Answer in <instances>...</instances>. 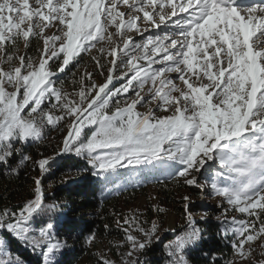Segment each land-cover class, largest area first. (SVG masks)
Segmentation results:
<instances>
[{"label": "snow or ice", "instance_id": "obj_1", "mask_svg": "<svg viewBox=\"0 0 264 264\" xmlns=\"http://www.w3.org/2000/svg\"><path fill=\"white\" fill-rule=\"evenodd\" d=\"M83 53L104 81L74 73L69 92L61 74ZM51 129L63 137L54 155L21 153ZM66 155L87 162L102 193L161 176L210 189L234 257L264 247V0H0V165L18 176L31 162L40 173L22 205L0 209V264H22L3 233L39 249L43 264H60L70 248L54 231L61 205L46 203L42 186ZM182 200L186 227L164 245L166 264H191L203 238L191 197ZM141 215H116L120 259L96 253L97 264H147L143 254L168 230Z\"/></svg>", "mask_w": 264, "mask_h": 264}, {"label": "trees", "instance_id": "obj_2", "mask_svg": "<svg viewBox=\"0 0 264 264\" xmlns=\"http://www.w3.org/2000/svg\"><path fill=\"white\" fill-rule=\"evenodd\" d=\"M62 138V133L58 129H51L42 141L18 145V147L21 148L22 154L30 155L33 160H37L41 158V154L54 155ZM21 153H16L10 159L11 166L15 167L19 164ZM58 160L59 165L42 178V186L47 198L46 203L56 202L61 205L60 211L54 217V223L57 225L54 231L60 239L68 240L70 248L62 256H58L60 264H97L96 253H98L99 241H104L110 256L119 261L120 257L117 256V250L113 245L123 240V232L117 227L116 215H124V206L135 201L140 195H147V188L139 184V186H127L114 194L102 193V183L91 175L92 170L87 162L72 156H64ZM69 169L73 173L70 177ZM76 169L82 170V174L76 175ZM85 169L87 170L83 171ZM7 173L8 168L0 165V209L4 207L15 209L29 198L33 188L32 177H38L40 173L38 169L33 168L31 162H26V165L20 168L18 176ZM203 181L204 179L200 180L201 183ZM163 183L165 185L161 190L165 197L164 203L168 209L176 211L183 223L184 206L180 205V200L176 198L177 190H187L190 197L198 198L202 189L188 187L171 179L163 180ZM193 208L194 211L199 210L197 204ZM209 209L207 218L196 223V227L202 230L203 238L191 246L187 253L191 264H225L233 257V249L228 239L223 236L221 222L216 217L223 210L215 206H210ZM146 215L151 219L154 216L153 210L148 209ZM165 215V212L157 215L155 212L162 226L165 223ZM178 223L180 226V221ZM105 225H108L107 229ZM39 226L38 222L34 225L36 228ZM185 227L178 229L176 234L153 243L143 254L147 264H166L168 257L164 245L174 240ZM90 233H95L96 239L93 244L88 245L84 242V237ZM3 238L10 246L11 253L20 257L22 264H43L39 249L33 251L7 233H3ZM126 250L121 248L119 251Z\"/></svg>", "mask_w": 264, "mask_h": 264}, {"label": "rangeland", "instance_id": "obj_3", "mask_svg": "<svg viewBox=\"0 0 264 264\" xmlns=\"http://www.w3.org/2000/svg\"><path fill=\"white\" fill-rule=\"evenodd\" d=\"M36 47V43H33V53ZM20 51L23 52V45L21 44L20 46ZM96 54L95 51L93 53H91V55ZM88 71V72H92L93 73V77L95 79V81L97 83H102L104 81V76L100 75L98 70L95 68L94 63L91 61L90 58V54L89 53H83L82 54V58L79 61V65L78 66H70V70L66 69L65 73L61 74V78L64 80V88L71 92L73 90V84H72V80H73V74L75 73L76 79H79V75L81 73H83L84 71ZM140 111H144V109H140ZM66 156H72L75 157L74 155H66ZM77 158V157H75ZM83 160V159H82ZM85 161V160H83ZM86 162V161H85ZM161 183H157L155 178H148V179H144L142 182L140 183H133V184H126L124 186L121 187H116V186H110V190L107 191L108 194H114L117 191H120L122 189H124L125 187H131V186H139L143 185L145 186L147 189V195H140L135 201L127 204L126 206L123 207V211H124V215H130L133 213H142V215L140 216L141 220H147L149 222L155 220L157 221L162 229L168 230V231H161L159 233L160 236V241H162L163 239H165L167 236L169 235H174L176 234L178 229H181L183 227L186 226V222L184 220L183 223L182 220L180 219V216H178V214L176 213V211H174V209H168V206H166V204L164 203L165 201V197H164V193H162L161 187H163V185H165L163 183V180H166L163 176L159 177ZM199 179H205V177L202 175L199 177ZM176 184V183H174ZM189 187V186H188ZM194 187V186H193ZM204 189H202L200 195L198 198L195 197H191V202H190V211L192 213V216L194 218V220L196 221V223L200 220H205V218H207V216L205 218L202 219V217L204 216L205 213H207L208 215V211L210 210V206H215L216 208H219L220 210L223 208L218 207L219 204V198L217 196H215L210 189H206L205 191H203ZM178 194H176V198L178 200H180V205L184 206V201L182 200V197H184L185 195H188L187 190H177ZM189 196V195H188ZM198 205L199 206V210L194 211L193 206L194 205ZM153 205H159L160 207L164 208L166 207V211H165V223L162 226V222L160 220L159 217L155 216V212L154 216L151 217V219L147 218V212L148 209L153 208ZM223 212V211H222ZM222 212L217 215L216 217H221ZM161 214V213H160ZM157 215V213H156ZM230 215H236L239 216L240 214L236 213V212H232L230 213ZM180 221V226H179V222ZM260 241L255 242L252 247H253V251L251 253V256L247 259V260H239L238 258L232 257L231 260L234 261V264H259L260 261H264V247L260 246ZM246 247H248L246 245ZM97 252L98 253H105L110 259H113L112 256H110L109 251L106 247V243L104 241H99L97 243ZM114 260V259H113Z\"/></svg>", "mask_w": 264, "mask_h": 264}]
</instances>
